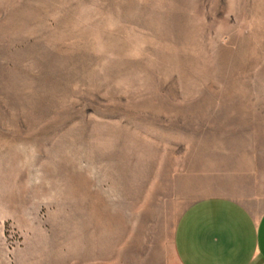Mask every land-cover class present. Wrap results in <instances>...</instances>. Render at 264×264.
Listing matches in <instances>:
<instances>
[{
	"label": "rangeland",
	"instance_id": "374dc122",
	"mask_svg": "<svg viewBox=\"0 0 264 264\" xmlns=\"http://www.w3.org/2000/svg\"><path fill=\"white\" fill-rule=\"evenodd\" d=\"M243 187L264 0H0V264H169L182 214Z\"/></svg>",
	"mask_w": 264,
	"mask_h": 264
},
{
	"label": "crops",
	"instance_id": "0c3cea01",
	"mask_svg": "<svg viewBox=\"0 0 264 264\" xmlns=\"http://www.w3.org/2000/svg\"><path fill=\"white\" fill-rule=\"evenodd\" d=\"M245 188L189 207L176 224L169 264H264V196Z\"/></svg>",
	"mask_w": 264,
	"mask_h": 264
}]
</instances>
